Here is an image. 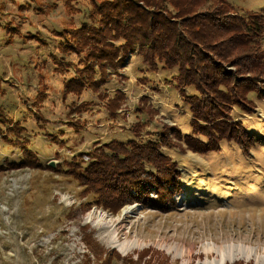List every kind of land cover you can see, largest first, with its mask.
Returning a JSON list of instances; mask_svg holds the SVG:
<instances>
[{"label": "rangeland", "instance_id": "374dc122", "mask_svg": "<svg viewBox=\"0 0 264 264\" xmlns=\"http://www.w3.org/2000/svg\"><path fill=\"white\" fill-rule=\"evenodd\" d=\"M226 1L237 13L254 11L264 16V0ZM85 2L0 0V67L4 69L0 107L9 120L24 127L19 134L39 147V153L33 150L40 161L11 168L5 162L17 154L0 150V156L7 158L0 169V264H264V98L257 93L250 94L256 104L253 113L233 110L234 117L258 137L249 155L234 141L222 142L217 153L167 150L175 159L192 161L181 167L183 173L200 169L201 187L209 180L217 185L202 190L191 182L174 193V204L167 210L135 202L111 213L90 202L91 195L80 196L81 186L72 176L47 168H66L77 152L87 160L83 153L95 142L131 138L136 120L132 110L141 97L156 110L152 118L140 116L147 123L141 135L160 132L163 123L190 131V113L178 90L164 83L161 70L148 72L135 52L119 69L122 77L113 78L108 86L110 91L120 88L126 97L117 117L110 118L89 91L62 97V81L72 68L60 73L48 57L52 52L64 61H75L74 54L63 55L55 48L58 39L63 40L55 33L64 25L79 24L83 16L73 10ZM1 17L18 25L25 36L21 42L14 28L6 32ZM31 26L48 35L45 43L25 35ZM5 39H10L11 48L5 47ZM27 59L36 65L33 73L24 69ZM140 77H146V82ZM41 90L45 97L35 102ZM88 97L96 103L92 108L70 111L72 102ZM21 111L27 113L20 117ZM71 119L79 127L67 126ZM13 134L10 131L7 137ZM1 138L6 137L0 135V148L6 145ZM84 236L104 251L101 259L89 250ZM139 254L145 256L138 259Z\"/></svg>", "mask_w": 264, "mask_h": 264}, {"label": "trees", "instance_id": "16d2710c", "mask_svg": "<svg viewBox=\"0 0 264 264\" xmlns=\"http://www.w3.org/2000/svg\"><path fill=\"white\" fill-rule=\"evenodd\" d=\"M86 1L73 10L83 16L79 24L64 25L55 33L63 38L58 39L55 48L63 55L74 54L75 61H64L52 52L48 57L60 73L72 68L62 81V97L89 91L110 118L117 117L126 97L120 88L110 91L108 86L113 78L122 77L119 69L128 55L135 52L148 72L161 70L164 83L178 90L190 113V131L182 132L175 125L163 123L160 132L153 135L145 131L141 135L147 123L140 116L152 118L156 114L146 97H141L132 110L136 120L130 129L131 138L95 142L83 153L87 160L77 152L71 155L66 168L61 165L47 168L72 176L81 186L80 196L91 195L90 202L111 213L135 202L167 210L174 204V193L191 182L202 190L216 187L211 180L201 187L197 177L200 169L183 173L181 167L190 166L192 161L175 159L167 150L217 153L222 142L234 141L249 155L258 137L253 128L244 126L240 118L234 117L233 110L253 113L256 104L250 94L257 93L259 98H264L263 14L237 13L226 0ZM1 19L6 32L14 28L21 42L25 36L20 34L18 25H11V19ZM25 35L41 43L48 38L33 26ZM4 45L9 49L13 44L5 39ZM24 65L26 72L35 71L36 65L29 59ZM140 79L146 82V77ZM186 88L192 92L187 93ZM42 92L38 91L35 102L43 100ZM8 104L7 109H12ZM95 104L88 97L75 105L72 102L70 111L81 112ZM26 113L19 112L20 117ZM67 126L79 127L72 119L67 121ZM23 128L9 120L0 107V135L6 137L1 138L6 145L0 150L17 154L12 159L0 156V169L5 167V159L11 168L40 164L34 154L39 153V147L19 134ZM10 131L14 133L13 138L7 137ZM185 175L188 180L184 179ZM151 192L156 196L151 197ZM215 193H219V189ZM83 239L93 255L101 259L104 251L93 244L90 237ZM145 254H139L138 259ZM108 257L103 260L108 262Z\"/></svg>", "mask_w": 264, "mask_h": 264}, {"label": "water", "instance_id": "95a60500", "mask_svg": "<svg viewBox=\"0 0 264 264\" xmlns=\"http://www.w3.org/2000/svg\"><path fill=\"white\" fill-rule=\"evenodd\" d=\"M49 165L53 167V166H54V161H51V162L49 163Z\"/></svg>", "mask_w": 264, "mask_h": 264}]
</instances>
